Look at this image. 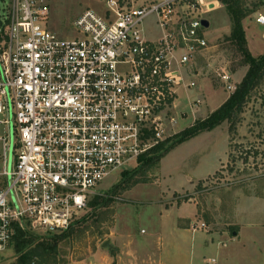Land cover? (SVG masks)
<instances>
[{"label": "built area", "instance_id": "built-area-1", "mask_svg": "<svg viewBox=\"0 0 264 264\" xmlns=\"http://www.w3.org/2000/svg\"><path fill=\"white\" fill-rule=\"evenodd\" d=\"M104 3L76 17L71 38L46 27L48 0H10L0 20V251L16 226L67 230L105 177L176 134L178 89L195 87L187 68L209 47L202 20L213 2ZM147 16L156 37H145Z\"/></svg>", "mask_w": 264, "mask_h": 264}, {"label": "rangeland", "instance_id": "rangeland-1", "mask_svg": "<svg viewBox=\"0 0 264 264\" xmlns=\"http://www.w3.org/2000/svg\"><path fill=\"white\" fill-rule=\"evenodd\" d=\"M48 1L50 15L45 25L60 38L76 35L73 22L84 9L90 8L101 14L106 8L104 0ZM137 1L140 3L145 0ZM208 1L213 2L211 7L214 9L206 14L209 25L203 34L210 49L197 59L195 66L196 72L200 74L206 72L203 66L207 67V77L219 88L210 87L203 92V100L207 99V103L209 100L212 103L202 106L201 111H205L195 113V120L207 117L205 112L212 104L228 93L224 89L221 69L230 77L233 68L237 69L241 61L233 42L227 38L232 23L226 6L218 0ZM9 2L10 0H0V20L4 17ZM240 2L246 15L242 24L247 48L256 57L264 53V25L255 23L258 14L264 15V0ZM153 23V16H147L143 21L147 38L156 37L160 33ZM244 68L247 70V66ZM188 69L189 78L192 76H189ZM238 79V75H233L229 83L235 86ZM195 89L196 86L193 90ZM192 118L191 115L186 118V114H182L176 124L175 133L188 128ZM5 133L0 126V136ZM226 152L227 160L223 166L197 182L198 178L215 170L224 160ZM132 166L133 163H129L125 167ZM146 169L147 166L137 163L133 168L114 171L105 177L90 194L78 222L65 232L57 233L63 236L52 251L46 250L48 243H52L50 239H46L42 241L44 247L35 245L34 240L16 253L14 238L0 251V264H112L109 257L113 230L115 233L128 231L138 242L147 238L157 239L153 232L158 228L159 206L167 203L162 201L163 198L167 195L169 197L174 190L188 189L196 182L194 192L199 218L206 225L213 222L217 226L231 227L232 231L235 227L232 224H244V233L240 241L235 243L238 248L233 251L235 256L232 262L264 264L258 246L256 249L254 243L249 242L250 237H255L257 242L264 239V78L251 91L232 131H229V123L223 122L210 131L179 143L156 166ZM124 172L131 177V180H125L131 183L127 189H123V183H120ZM187 199L188 195L183 192L182 200ZM141 229L146 233H140ZM106 242L108 244L104 245ZM20 255L24 257L18 263L16 258Z\"/></svg>", "mask_w": 264, "mask_h": 264}, {"label": "crops", "instance_id": "crops-1", "mask_svg": "<svg viewBox=\"0 0 264 264\" xmlns=\"http://www.w3.org/2000/svg\"><path fill=\"white\" fill-rule=\"evenodd\" d=\"M209 49L210 47L202 55L197 56V59L203 57ZM197 59L188 67L190 69L189 76H192L190 78L195 82L196 89H178V97L173 108L175 115L186 114L187 118L186 112L189 111V103L194 99L198 101L196 109H193L194 115L191 114V118L193 116L195 118L191 119L188 126L196 119L197 112L203 113L205 111H201L202 106L212 103L210 100L209 103H207V99L206 101L203 100L205 97L203 92L210 87L213 89L219 88L207 77V67L203 66L205 73L196 72ZM244 67L241 66L231 71L230 77L233 75H238L239 77L235 84L240 82V79L244 76L246 72ZM229 95L230 93L228 92L218 98L217 102L212 104L205 114H210L218 108ZM226 160L227 152L224 160L216 166L215 170L198 178L197 182L202 181L219 167H222ZM196 183H191L192 185L188 189L174 190L169 197L167 195L163 198L162 201L167 203L159 206L158 228L153 232V236L157 237L159 243H157L155 238L156 243L154 246L153 241L155 239L147 238L138 242L128 231L126 233L123 231L115 233L113 230L110 239L111 256L109 257L112 260V264H235L232 262L234 260L233 256H235L233 251L238 248L235 243L240 241V237L244 233V224H232V226H235L232 231L230 230L231 227L217 226L213 222L206 225V222L199 218L198 202L194 192ZM183 192L188 195L187 200H182ZM201 223H204V228L193 229V226ZM140 233L145 234L146 231L141 229ZM176 240H181L183 244ZM251 241L256 249L258 246V252L264 258V239L257 242L255 237H250L249 242ZM240 243L242 244V242ZM183 246L184 250H182Z\"/></svg>", "mask_w": 264, "mask_h": 264}, {"label": "trees", "instance_id": "trees-1", "mask_svg": "<svg viewBox=\"0 0 264 264\" xmlns=\"http://www.w3.org/2000/svg\"><path fill=\"white\" fill-rule=\"evenodd\" d=\"M220 3L226 6L228 13L231 18V30L228 35V39L233 42L235 48L241 56L240 66H247V70L240 80L236 83L235 89L228 98L214 111L207 115L204 119L195 120L188 128L179 131L174 134L172 137L167 138L166 140L159 142L155 147L150 149L146 154L142 155L138 159V164L142 163L144 166H147V169L154 167L158 164L159 160L173 149L179 143L188 140L198 134L210 131L213 128L219 126L223 122L229 123V131H232L237 118L241 111L243 110L251 91L256 88L264 78V53L259 56H252L250 51L247 48V41L245 37V31L243 28L242 21L245 18L244 10L241 7L240 0H218ZM235 68H233L234 70ZM122 180L120 181L121 185L123 183V189H127L130 186L129 175H126V172L122 174ZM125 182V183H124ZM137 181L134 183L136 184ZM132 184V185H134ZM199 187L197 184L196 188ZM105 199V198H104ZM107 203V201H105ZM75 221L73 223L76 224ZM72 227V226H70ZM69 227V228H70ZM68 228V229H69ZM64 230L63 232H65ZM62 232V233H63ZM63 235L53 234L49 236L39 235L27 228L22 229L18 226L15 227V232L12 236V239L15 238V252L18 253L21 248L26 245L31 244L35 240V245L39 247H44L42 241L50 239L52 243H48L46 250H53ZM11 239V240H12ZM45 250V249H43ZM24 256H18L17 262Z\"/></svg>", "mask_w": 264, "mask_h": 264}, {"label": "water", "instance_id": "water-1", "mask_svg": "<svg viewBox=\"0 0 264 264\" xmlns=\"http://www.w3.org/2000/svg\"><path fill=\"white\" fill-rule=\"evenodd\" d=\"M202 24L205 26V27H208V21L207 20H205V19H203L202 20ZM235 234V233H234ZM108 243L106 242V243H104V245H107Z\"/></svg>", "mask_w": 264, "mask_h": 264}]
</instances>
